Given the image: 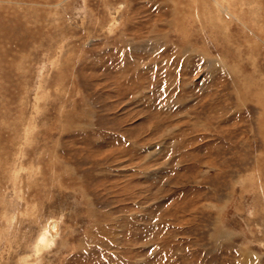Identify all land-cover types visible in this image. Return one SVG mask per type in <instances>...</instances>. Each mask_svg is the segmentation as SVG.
Returning a JSON list of instances; mask_svg holds the SVG:
<instances>
[{
    "label": "rangeland",
    "instance_id": "374dc122",
    "mask_svg": "<svg viewBox=\"0 0 264 264\" xmlns=\"http://www.w3.org/2000/svg\"><path fill=\"white\" fill-rule=\"evenodd\" d=\"M0 264H264V0H0Z\"/></svg>",
    "mask_w": 264,
    "mask_h": 264
},
{
    "label": "bare ground",
    "instance_id": "6f19581e",
    "mask_svg": "<svg viewBox=\"0 0 264 264\" xmlns=\"http://www.w3.org/2000/svg\"><path fill=\"white\" fill-rule=\"evenodd\" d=\"M61 221V220H60ZM51 223L48 225V229H47V231H48V234L50 235V237H51V239H55V238H57L58 237V235H59V233L60 232H56V234H53L52 233V230L50 229V225L52 224V222H56V220H52V221H50ZM57 224V223H56ZM57 226V225H56ZM57 229H58V226H57ZM51 240H49V237L47 236V235H45L44 236V238L43 239H41L40 240V245H42V243L44 244V243H48L49 244V242H50ZM49 246V245H48ZM40 253V250L37 248V253H36V255H38ZM30 256V255H29ZM32 256V255H31Z\"/></svg>",
    "mask_w": 264,
    "mask_h": 264
},
{
    "label": "water",
    "instance_id": "95a60500",
    "mask_svg": "<svg viewBox=\"0 0 264 264\" xmlns=\"http://www.w3.org/2000/svg\"><path fill=\"white\" fill-rule=\"evenodd\" d=\"M56 223H57V221L56 222H52V224L50 225V229L52 230V233L53 234H56V232L58 231L57 230V226H56L57 224Z\"/></svg>",
    "mask_w": 264,
    "mask_h": 264
}]
</instances>
